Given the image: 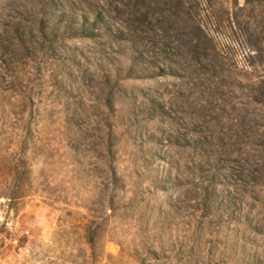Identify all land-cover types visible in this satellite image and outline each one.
Masks as SVG:
<instances>
[{
  "label": "rangeland",
  "instance_id": "obj_1",
  "mask_svg": "<svg viewBox=\"0 0 264 264\" xmlns=\"http://www.w3.org/2000/svg\"><path fill=\"white\" fill-rule=\"evenodd\" d=\"M124 1L0 0V264H264V0Z\"/></svg>",
  "mask_w": 264,
  "mask_h": 264
},
{
  "label": "trees",
  "instance_id": "obj_2",
  "mask_svg": "<svg viewBox=\"0 0 264 264\" xmlns=\"http://www.w3.org/2000/svg\"><path fill=\"white\" fill-rule=\"evenodd\" d=\"M118 3L126 5L124 0H118ZM105 12L101 10L93 11L92 15L94 18L88 19V14H80L78 16L84 17V23L81 25L83 28L88 24V21L94 20V22H102L104 20ZM123 31V30H122ZM127 40V37L122 38ZM111 215L104 213L99 214L96 212H89L87 214L75 213L73 211H68L64 216L59 219V227L61 223L66 225L67 223L72 224L77 228L74 234H80L84 240L85 248L83 251V261L82 264H166L168 259L166 252L163 250H157L152 246H143V255L147 258H141L140 253H132L125 248H121L118 254L110 252L107 250V244L112 239L109 234H107L103 225L111 219ZM79 230V232H78ZM68 245V244H67ZM61 263L56 264H75V255L71 250L67 251L60 257Z\"/></svg>",
  "mask_w": 264,
  "mask_h": 264
},
{
  "label": "built area",
  "instance_id": "obj_3",
  "mask_svg": "<svg viewBox=\"0 0 264 264\" xmlns=\"http://www.w3.org/2000/svg\"><path fill=\"white\" fill-rule=\"evenodd\" d=\"M2 223H3L2 222V216L0 215V226H1Z\"/></svg>",
  "mask_w": 264,
  "mask_h": 264
},
{
  "label": "crops",
  "instance_id": "obj_4",
  "mask_svg": "<svg viewBox=\"0 0 264 264\" xmlns=\"http://www.w3.org/2000/svg\"><path fill=\"white\" fill-rule=\"evenodd\" d=\"M41 207H44V206H41ZM46 209H47V208H46ZM46 209H45V210H46ZM45 210H44V211H45ZM49 231H50V230H49ZM49 231L47 232L46 236L49 235ZM46 236H45V237H46Z\"/></svg>",
  "mask_w": 264,
  "mask_h": 264
}]
</instances>
